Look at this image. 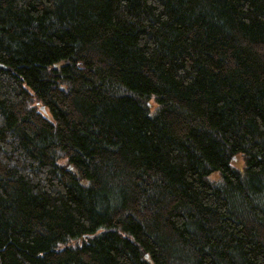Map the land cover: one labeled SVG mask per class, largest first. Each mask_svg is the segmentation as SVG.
<instances>
[{
  "label": "trees",
  "instance_id": "1",
  "mask_svg": "<svg viewBox=\"0 0 264 264\" xmlns=\"http://www.w3.org/2000/svg\"><path fill=\"white\" fill-rule=\"evenodd\" d=\"M0 264H264V0H0Z\"/></svg>",
  "mask_w": 264,
  "mask_h": 264
}]
</instances>
